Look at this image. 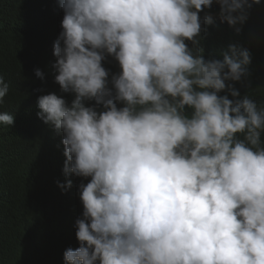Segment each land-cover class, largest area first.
<instances>
[{"label":"clouds","instance_id":"obj_1","mask_svg":"<svg viewBox=\"0 0 264 264\" xmlns=\"http://www.w3.org/2000/svg\"><path fill=\"white\" fill-rule=\"evenodd\" d=\"M213 3L3 0L35 39L0 36L2 151L48 134L65 159L54 183L70 202L43 220L79 246L49 264H264V103L232 83L248 86L246 48L202 55ZM215 3L239 34L261 0Z\"/></svg>","mask_w":264,"mask_h":264},{"label":"trees","instance_id":"obj_2","mask_svg":"<svg viewBox=\"0 0 264 264\" xmlns=\"http://www.w3.org/2000/svg\"><path fill=\"white\" fill-rule=\"evenodd\" d=\"M2 2L0 0V36L5 39L7 46L17 49L23 44H34L32 41L35 34L28 30L19 32L14 16L2 10ZM218 11L215 0L210 9L204 10L213 15L214 22L202 25V55L205 59L222 60V54L228 45L246 48L250 53V63L246 65L250 73L246 82L248 86L241 82L232 83L241 97L248 95L258 105L264 103V0H261L260 5L253 6L243 25H237L242 29L239 34L227 22H220L216 15ZM204 12L200 13L201 17ZM29 13L31 11L28 10L27 14ZM186 43L191 47V42ZM102 63L109 71L111 87V76L120 72L119 64L112 56L107 55ZM220 94H227L229 99H233L230 93ZM85 103L88 106L95 105V101ZM117 105L123 106L121 102H117ZM96 107L97 110H102L101 106ZM186 111L191 112V109L186 108ZM22 124L20 120L19 125ZM4 129L5 127H0V264L56 263L60 252L79 246L75 236L76 228L66 236L69 232L66 225L63 228L54 224L45 226L43 220L42 205L54 210L56 203L64 207L65 202H70V193L60 194L54 183L55 177L62 181L59 175H64L62 169L65 159L60 155L59 149L53 150L50 146L48 134L39 136L31 144L23 142L4 155L2 139L9 144L12 140V134L4 132ZM50 215L52 217L53 213Z\"/></svg>","mask_w":264,"mask_h":264}]
</instances>
